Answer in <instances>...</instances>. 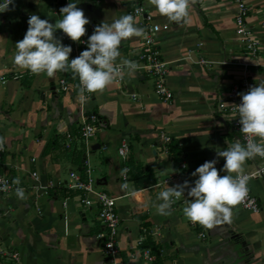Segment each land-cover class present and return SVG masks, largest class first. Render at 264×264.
<instances>
[{
	"label": "crops",
	"instance_id": "crops-1",
	"mask_svg": "<svg viewBox=\"0 0 264 264\" xmlns=\"http://www.w3.org/2000/svg\"><path fill=\"white\" fill-rule=\"evenodd\" d=\"M69 1L89 19L85 26L89 36L103 21L111 23L128 14L133 4L132 0ZM140 2L154 21L168 24L154 37L168 68L172 97L165 102L153 94L151 77L136 72L115 80L103 92L90 93L82 104L73 78H66L69 89L63 92L57 73L49 78L12 63L15 44L23 39L30 15L55 23L58 0H13L9 11L0 12L4 78L0 81V137L6 141L0 172L12 180L19 177L17 187L24 188L26 196L20 200L15 191L0 194V249L17 252L18 264H107L94 237L102 229L95 209L83 207L79 192L64 187L69 173L79 169L77 152L83 148L94 188L117 196L116 244L122 264H264V175L251 176L247 185L260 209L252 212L236 205L231 223L211 229L191 225L184 216L189 197L176 200L170 216L158 214L154 207L160 202L157 195L177 184L157 182L179 171L182 183H192L198 178L192 172L216 159L217 150L241 143L240 131L232 126L233 114L217 111L215 103L243 78L249 86L264 80V0H246L245 21L256 41L254 53L242 48L234 32L235 7L230 0H196L187 23L180 25L159 15L147 0ZM135 19L141 27L140 17ZM55 35L58 38V30ZM140 41L141 37L123 40L121 55L134 60ZM89 112L96 113L102 124L85 150L77 128ZM161 133L171 141L163 142ZM122 139L128 143L126 160L117 154ZM170 142L178 148L175 161L167 148ZM93 145L97 148L91 149ZM224 162L218 158V170ZM124 165L128 189L122 188L120 180ZM134 167L141 175L152 176L154 183L137 185ZM252 167L253 159H249L244 172ZM93 168L98 173L95 179ZM144 239L157 247L158 255L149 252L150 259L142 257V249H148L139 246ZM0 264H12V260L0 256Z\"/></svg>",
	"mask_w": 264,
	"mask_h": 264
},
{
	"label": "clouds",
	"instance_id": "clouds-1",
	"mask_svg": "<svg viewBox=\"0 0 264 264\" xmlns=\"http://www.w3.org/2000/svg\"><path fill=\"white\" fill-rule=\"evenodd\" d=\"M195 2L196 0H147L159 15L177 25L187 23L190 6ZM10 4H13V0H3L0 12L9 11ZM59 11L61 18L55 23L41 19L36 14L30 15L23 39L15 44L12 63L17 68L36 75L45 73L49 78H54L57 72L70 71L74 78L79 79L82 104L86 100L85 93L103 92L117 78L135 75L138 64L123 57L119 50L123 40L146 36L145 28L138 26L133 15H121L111 23L103 21L97 25L86 41V50L69 59L72 48L56 37V31L62 30L72 41L80 42L86 35L85 26L90 21L84 11L73 2L61 7ZM152 31H159V26H153ZM238 95L241 96V102L237 104L239 130L245 135L247 143L237 141L226 149L217 150L216 159L205 161L192 172V176H198L194 182L186 180L182 184L165 187L157 195V201L160 202L154 204L158 214L170 216L172 204L187 191V196L191 199L185 201L183 214L189 221L209 229L231 223L232 208L248 192L247 185L251 177L244 172L246 161L257 156L264 158V80L249 86L247 92ZM5 142V138L0 137V150H3ZM220 157L225 162L222 169L218 170L215 165ZM220 171L226 174L220 175ZM12 182L20 185L21 180L16 177ZM122 188L128 189L127 183ZM15 194L20 200L26 199L25 189L22 187H16Z\"/></svg>",
	"mask_w": 264,
	"mask_h": 264
},
{
	"label": "built area",
	"instance_id": "built-area-1",
	"mask_svg": "<svg viewBox=\"0 0 264 264\" xmlns=\"http://www.w3.org/2000/svg\"><path fill=\"white\" fill-rule=\"evenodd\" d=\"M235 7L233 22H234V32L240 36V45L242 48L247 49L250 53L257 51L256 41L250 37L249 30L246 25L245 17L247 13L246 0H230ZM3 0H0L2 3ZM133 4L128 9V14L140 17L141 27L145 28L146 36L141 37L140 45L141 49L137 52L133 61L138 64L137 72L144 73L151 77L152 79V92L156 98L165 102L172 97V93L167 85V74L168 68L163 60L160 52V48L156 43L154 37L156 33L160 31L167 30L168 24L158 23L153 20L150 13L146 12L140 0H132ZM70 3L69 0H58L57 10L58 19L61 18L60 8L66 6ZM139 9L140 11H137ZM29 16V15H27ZM159 26V31L153 33V26ZM89 34L81 38L80 42H74L62 30L58 29V39L66 46H71L72 52L70 53L69 59L77 57L83 50H86V41ZM67 72H57V85L61 91H67L69 89V84L66 81ZM4 78L2 73H0V81ZM122 79L117 78L116 81L120 82ZM76 84L79 91V79L75 78ZM249 88V82L247 79L243 78L239 83H233L227 93L226 98H218L215 103V108L217 111L225 114H233L232 126L239 130V116L237 112V104L241 102V96L238 93L247 92ZM79 94V93H78ZM90 93H85V98L87 99ZM134 96V94H131ZM80 97V95H79ZM102 124L101 119L94 112H89L82 116V120L77 128V138L80 140L84 149L87 150L89 147V140L98 127ZM240 131V130H239ZM160 137L163 142L168 143L170 141V136L161 133ZM69 138V136H67ZM241 144H246L247 139L243 133L240 132ZM68 146L69 144L66 143ZM128 143L125 139H122L119 146L117 147V154L122 160H126L128 157ZM4 148L0 150V169L2 166ZM83 177L80 175L79 169L73 170L69 173V181L65 183V188L73 189L79 192L77 199L80 204L85 208L93 207L95 209V214L98 222L100 223L102 229H98L94 237L100 243L102 253L107 261V264H122L118 256V247L116 244V233L118 229L119 219L116 212L115 200L117 196H112L107 194L105 191L97 190L94 188L92 179L90 177V170L87 162L84 160L83 163ZM180 167L183 168L184 164L181 163ZM251 176L264 175V158L257 156L253 159V167L250 171L245 172ZM128 167L124 165L122 172L120 173V180L122 185L128 180ZM13 180L0 172V194L4 195L7 193L14 192L17 185L13 184ZM174 182L177 184H182L181 174L179 171L169 177L163 178L161 181L157 182L158 185L168 184ZM248 187V186H247ZM7 189L6 191L4 189ZM182 200L188 198L187 192L180 197ZM241 208L257 212L260 209V205L256 197L248 189L247 195L238 204ZM62 207H65V200H62ZM191 225H194L190 221ZM199 236H203V233H199ZM141 255L143 258L150 259V254L148 249H142ZM0 256L8 257L12 260V264H18V254L11 250L0 249Z\"/></svg>",
	"mask_w": 264,
	"mask_h": 264
},
{
	"label": "trees",
	"instance_id": "trees-1",
	"mask_svg": "<svg viewBox=\"0 0 264 264\" xmlns=\"http://www.w3.org/2000/svg\"><path fill=\"white\" fill-rule=\"evenodd\" d=\"M67 73H68V77H67V74H66L67 80L72 79V78L75 80V78L73 77V75H72V73L70 71H68ZM81 147H83V146L81 145ZM167 148H168L170 154L172 155L173 160L175 161L176 160V155L178 153V148H177L176 143L175 142H170L168 144ZM82 153H83V148H80L79 151L77 152V158H76V161L78 162L77 164L79 166V171H80L81 177H83V175H84L83 174V169L84 168H83L82 164L79 163L80 156H81ZM133 179H134V181H135V183L137 185H142V186L153 184L154 181H155V179L152 176H150L149 174H147V173H143L141 175L140 172H138V170L136 168H135V171L133 173ZM61 189L64 190V188H61ZM50 193H51V191H50ZM139 246L141 248H148L149 252L154 254V256L158 255L157 247L152 242H150L148 240H145V239L141 240L139 242Z\"/></svg>",
	"mask_w": 264,
	"mask_h": 264
},
{
	"label": "rangeland",
	"instance_id": "rangeland-1",
	"mask_svg": "<svg viewBox=\"0 0 264 264\" xmlns=\"http://www.w3.org/2000/svg\"><path fill=\"white\" fill-rule=\"evenodd\" d=\"M91 155H92V153H87V156H88V157L91 156ZM93 172H95V173H93ZM91 173H92V177H93V179H95V178L97 177V174H98V173H96V171H94V168L92 169ZM97 190H98V189H97Z\"/></svg>",
	"mask_w": 264,
	"mask_h": 264
},
{
	"label": "water",
	"instance_id": "water-1",
	"mask_svg": "<svg viewBox=\"0 0 264 264\" xmlns=\"http://www.w3.org/2000/svg\"><path fill=\"white\" fill-rule=\"evenodd\" d=\"M96 148H97V145H93V146L91 147V149H96ZM84 157H85V154H82V156H81V162H83Z\"/></svg>",
	"mask_w": 264,
	"mask_h": 264
}]
</instances>
